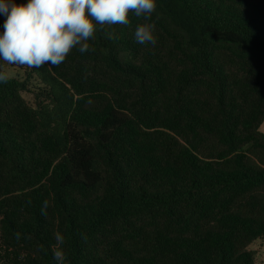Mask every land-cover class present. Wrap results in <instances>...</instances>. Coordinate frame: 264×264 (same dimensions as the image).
I'll use <instances>...</instances> for the list:
<instances>
[{"label":"trees","instance_id":"obj_1","mask_svg":"<svg viewBox=\"0 0 264 264\" xmlns=\"http://www.w3.org/2000/svg\"><path fill=\"white\" fill-rule=\"evenodd\" d=\"M155 2V45L129 13L59 66L0 60V264H58L57 235L64 264H256L264 0Z\"/></svg>","mask_w":264,"mask_h":264},{"label":"clouds","instance_id":"obj_2","mask_svg":"<svg viewBox=\"0 0 264 264\" xmlns=\"http://www.w3.org/2000/svg\"><path fill=\"white\" fill-rule=\"evenodd\" d=\"M156 8L155 0H28L21 5L14 0H0V15L5 17L0 60L30 68L59 66L73 49L81 54L94 51L89 41L99 30L106 38L114 39L117 26L130 25L129 13L144 18L135 27V42L155 45L156 25L148 21ZM11 78L10 73L0 70V83L6 84ZM47 205L45 201L42 215L47 214ZM56 243L54 259L64 264V237L57 235Z\"/></svg>","mask_w":264,"mask_h":264},{"label":"rangeland","instance_id":"obj_3","mask_svg":"<svg viewBox=\"0 0 264 264\" xmlns=\"http://www.w3.org/2000/svg\"><path fill=\"white\" fill-rule=\"evenodd\" d=\"M8 72L13 75L14 72L12 70H8ZM27 100H32L29 96H26ZM260 130L264 132V123L261 126ZM251 249L256 251V264H264V240H259L255 242Z\"/></svg>","mask_w":264,"mask_h":264}]
</instances>
